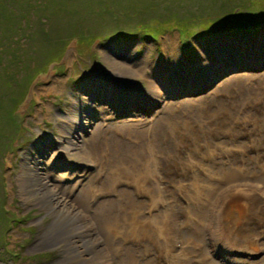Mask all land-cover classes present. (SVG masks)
Segmentation results:
<instances>
[{
    "label": "rangeland",
    "instance_id": "1",
    "mask_svg": "<svg viewBox=\"0 0 264 264\" xmlns=\"http://www.w3.org/2000/svg\"><path fill=\"white\" fill-rule=\"evenodd\" d=\"M222 3V0H182L173 4L169 0L163 5L166 8L161 16L150 9L138 11L134 4L126 6L130 14L121 20L111 15L105 18L90 16L88 27L98 30L102 36L135 32L145 24H158L170 10L178 15L177 22L186 25L188 33L181 35L173 26L167 27L155 40L142 35L131 39L124 34L106 41L99 37L91 47L98 55L96 59L86 50L80 54L75 39L50 64L44 54L48 52L45 42L44 46L40 42L35 51V45L21 47L26 49L27 61L47 63V66L32 81L13 116L8 119L5 108H0V264H86L76 261L74 256H66L63 242L51 245L40 242L55 217L42 194L35 190L40 189L41 181L60 186L61 193L66 195L70 189H75L71 200L82 189L98 191L115 159L136 164L143 155L152 171L149 156L145 155L149 152L148 141L153 137L167 157L163 160L164 185L168 189L176 188L177 178L184 180L178 203L174 204L179 223L184 222L185 227V237L178 239L181 246H177V255L182 257L176 255V258L183 260V264H264V212L261 214L254 207L250 210L252 214L240 215L233 210L220 220L216 213L208 210L214 196L208 193L209 185L204 178L210 177L215 183L225 172L238 171L240 165L247 168L248 175L243 177L251 183V188L263 186L257 188L260 196L255 197L264 201V0ZM235 3L248 6V9L240 8V12L249 13L238 17L247 18L246 22L242 26L232 24L229 27L218 23V20L235 18L239 11ZM49 24L54 34L66 20L64 23L52 20ZM14 47H18L17 43ZM32 47V51L29 50ZM126 67L132 68L134 73L124 71ZM150 82L164 90V105H149L162 100L152 92ZM14 91L16 95L19 93V89ZM120 91L125 97L118 101ZM6 93L9 94L7 87L0 85V94L7 98ZM243 102L247 108H243ZM240 110L247 117L242 127L235 124L243 119L238 114ZM155 114L158 118L153 117ZM70 115L71 120L67 117ZM225 129L231 130L233 138L237 137L238 144L243 147L241 152L245 150L244 159L236 147L224 145L230 141L220 140ZM83 137H87L86 145L95 161L90 165L86 164L88 159L69 155L59 147L58 140H73L75 144L82 141L80 144H83ZM220 146L219 156L214 151ZM104 154L108 157L104 163L107 171L98 172L95 165ZM211 154L217 158L214 170L211 163H198ZM197 163L210 171L208 175L200 176L204 171ZM28 169L33 174L31 179L36 176L34 191L23 184L28 179ZM86 169L94 171L86 175ZM98 177L99 181L94 182ZM134 179L129 180L128 189H122L128 190L130 200L139 202L141 213L148 217V205L155 199L140 193L144 190L142 181L137 183ZM255 182H259L257 186ZM118 192V199L111 196L106 202L108 205L126 203L125 193ZM97 203L91 205L87 222H92L91 214ZM108 211H111L110 216L120 213V209L112 206ZM217 220H220L217 225L225 224L230 228L231 221L232 224L239 222L241 225L235 231L239 240L227 236L216 239L210 235L205 224ZM170 228L168 237L173 239L175 224L173 227L170 224ZM107 230L112 264H120L127 254L135 257L137 264H165L157 252L156 244L161 246L162 243L160 239L136 238L142 237L137 234L124 237V230L118 225ZM252 234L257 238L254 241L259 244V254L256 255L253 244L246 245L244 251L254 255L240 253L237 246L248 241Z\"/></svg>",
    "mask_w": 264,
    "mask_h": 264
},
{
    "label": "bare ground",
    "instance_id": "2",
    "mask_svg": "<svg viewBox=\"0 0 264 264\" xmlns=\"http://www.w3.org/2000/svg\"><path fill=\"white\" fill-rule=\"evenodd\" d=\"M124 71L128 72L129 74L134 73L132 68H128V67H126ZM149 85H150V88L152 89V92H155L158 97L161 96L162 98L161 101L156 102L155 104H149V105L151 106L164 105L166 103L165 102V92L162 89V87L160 85H156L154 82H150ZM124 97L125 96L122 93V91H120V93L117 94L118 101L124 100ZM242 106L243 108H247L245 102H243ZM238 114L243 116V119L241 121L236 122L235 124L240 125L242 127L243 122L247 120V117L244 116L241 110L238 112ZM72 115L67 116V117L70 118L71 120L73 119ZM153 117L158 118L156 114ZM204 122H205V119H204ZM204 122L202 123L204 124ZM211 123L209 122V124ZM246 123L247 122H245L244 124L246 125ZM213 134H214V131H213ZM219 138L221 141H225V140L230 141L229 143L224 144V145H228L231 148L236 147L237 151H239V153L242 154L241 155L242 157L241 156L240 157L244 159L245 150L241 152L242 150L240 149H243V147H241L238 144L237 142L238 140L236 136L235 138H233L231 130L225 129L224 134L221 135ZM86 141H87V137H83V144H80L82 141L78 144H75L73 140H66V142H63V141L60 142V140H58L60 149H62L69 155L77 154L78 156L81 157V159H84L85 161L86 159H88L86 161V164L90 165L91 163H95V161L93 160L91 156L92 151L86 145ZM156 141H157L156 137H153L152 140L148 141L149 143L148 151L149 152H147V154L145 155V156H149V161H151L152 163V169H153L152 171H150V168H148L149 163L148 161H146L143 155L140 157V159L138 160V163L136 164L126 162L122 159H119V160L115 159L113 164L111 165L112 169L109 170V172L107 173V175L103 178L101 182V185H100L101 189H99L98 191L82 189L80 190V193H83V194L82 195H79L80 193L76 194V196L73 197L74 198L73 200H71L72 199L71 195L74 194L75 189H70L68 191V194L66 195V194L61 193L60 186L50 185V184L48 185L47 184L48 182L46 183L45 181H41L42 186L39 185L40 189L35 190L36 188L34 187L36 186V182L34 181V178L36 176L32 177L31 179V175L33 176V174L31 173V169H28V171L26 172V176L28 179L25 181V183H23L24 186H27L30 189L32 188L33 191L35 190L37 194H42V199L47 201V203L49 204V209L52 215L55 217V221L50 226V229L48 228V230H46L47 234L44 235V239H41L40 242L46 245L62 244L63 242V244L66 247L65 248L66 256H74L76 261L79 260L86 264H112L110 260V256L112 257L110 253L112 251L110 248H108L110 236L108 235L107 228H112L113 226L118 225L119 228L124 230V233H125L124 237H130L131 235L133 237L134 235L137 234L138 236H142V237H136V238H141V239L148 238V240H150L149 238H152L153 236L154 238L158 240L160 239L162 242L161 246L158 244H156V246H158L157 252L161 256L162 261H164L165 264H183L184 263L182 262L183 260H179L180 258H176V255L179 251L177 249L176 244L178 242V239H181L182 236L185 237V233L183 231L185 227H184V222L181 224L179 223L178 214L175 213V209H174V204L177 205L178 200H179L178 199L180 196L179 193H182L181 187H182L183 179L180 180L179 178H177L176 188L169 187L168 189L164 185L165 183L164 174H165L166 169L164 167L163 160H165L167 157L165 154H162V152L160 151V148L158 147V141L157 143ZM210 144L211 143L207 142L208 147H211ZM232 144H235V145L232 146ZM75 145H78V146L76 147ZM83 145L85 146L84 148L82 147ZM221 146L214 151V152H217V155L219 156L221 155V151H220ZM77 148H79L78 151H77ZM81 148L83 149L81 150ZM194 156L195 155H193V160H195ZM211 156L202 157L201 162H198V163H202V164L211 163L212 169H213L214 162L217 160V158L215 155L213 156L211 154ZM107 160H108V157L105 154L101 156L100 162L95 165V168L97 167L96 170H98V172L107 171L106 169L107 166L104 165L105 161ZM87 165L86 167H88ZM81 167L82 169H84L83 165ZM94 170L86 169L84 170V172L86 175H88ZM202 171H204V173L200 174V176L208 175V173L210 172L205 167H203ZM211 175H214V171H212ZM246 175H248L246 166L240 165L238 171L236 169V170H231V172H228V173L225 172V175H223L221 179H216L217 181L215 183L213 182L214 180L212 181L210 179V177L204 178L205 182L209 185L208 193L214 196V200H213L214 202L212 205L210 204L211 206L208 209L209 212L216 213L220 220L224 217L223 216L224 214L231 213L233 210H237V212L240 213L241 215L243 213L246 214V212L251 213L250 210L256 207L257 211H259L260 213L261 212L263 213L264 212V201L258 200L257 197H255V195L260 196V193H258V190L256 187L251 188V183L247 182V180H244L245 177L243 176H246ZM131 178L133 179L135 178L134 181L137 180L138 181L137 183H140L139 181H142L140 184L144 186V190H140V193H142L146 197L149 196V198L155 199V200H152L154 201V202H151L153 203L152 205H148V209H147L148 217L144 216L141 213L140 211L141 205L138 204L139 202L135 203V200H133L132 198L130 200L129 192L126 189H128V184H130L129 180ZM98 181H99V177L95 178L94 182H98ZM30 182L32 183L28 184ZM258 183L259 182H255L256 186ZM262 183L264 184L263 181ZM223 184H226V185L219 186ZM122 188H126V189H122ZM178 189H180L179 190L180 192L178 191ZM118 190L125 193L126 203L119 204V206L108 205L106 202H109V198L111 196L113 199H116V200L118 199L119 197ZM200 197L201 196L199 195V198ZM147 201H148V198H147ZM69 202H75V204L72 205ZM96 202H98L97 203L98 205L96 204L97 207L95 208L94 211L92 210L93 212L91 214L93 216V220L91 223L87 222V219L90 216V212L92 209L91 205ZM111 206L120 209V213L113 214V216H110L111 211H108V210ZM162 209L164 210V213L162 212ZM204 217L202 218L204 219ZM219 221L217 220L216 223L205 224V227H208V229H210V232H211L210 235L213 234L216 239L227 236L228 238L233 239L235 241L239 240L235 232L236 229L240 227L239 225H241L239 222L238 224H235L234 222L232 224V221H231L230 225L232 228H230L225 224L217 225ZM226 223L228 224V221ZM170 224H172V227L175 224V227H176V229L173 228L172 230L174 233L173 239L172 238L169 239L168 237L169 232L171 230ZM96 226L98 227V229L95 228ZM96 230H97V233L102 235L104 238L99 237L96 233ZM101 230H107V231L101 232ZM145 232H147L148 234H146ZM103 233H105L107 236H104ZM184 237L182 238V240L184 239ZM254 240H255V235L252 234L248 241H244L241 244L235 242V244H239L236 249H238L240 253H244V254H247L248 256H251V255H254V253L248 254L247 252L244 251V247L246 245L253 244V246L256 247L257 249V250L254 249L257 255L260 252V248H259V244H257ZM187 241L188 240L186 239V243ZM181 253L182 252L180 251L179 254ZM164 257H166L168 261L167 263ZM174 258H176V260ZM120 264H137V259L135 257H132L130 254H127L126 258H124ZM144 264H147V263H144Z\"/></svg>",
    "mask_w": 264,
    "mask_h": 264
},
{
    "label": "trees",
    "instance_id": "3",
    "mask_svg": "<svg viewBox=\"0 0 264 264\" xmlns=\"http://www.w3.org/2000/svg\"><path fill=\"white\" fill-rule=\"evenodd\" d=\"M133 1L135 0H0V85H5L9 92V94L6 93L7 98L0 94V108H5L7 118L13 116L17 107L24 101L32 81L39 73L45 71L47 66V63L41 65L35 60L27 61L26 49L21 48L24 44L35 45V48L29 49L31 51L33 48L35 51L37 45L44 46L46 44L45 49L48 52L46 51L44 54L50 59L48 61L50 64L51 61L59 58L68 43L74 39L77 41L80 54L86 50L92 58L96 59L98 55L92 52L91 47L99 37H103L106 41L124 34L123 36L131 39L142 35L155 40L167 27L173 26L180 30L181 35H188L186 25L183 22H177L178 15L170 10L165 14V17H161L164 19H160L158 24L152 26L145 24L135 32H118L113 35L102 34L100 36L101 33L98 30L92 31L88 27V19L95 15L102 18L111 15L116 20L128 17L130 9L126 6L131 4H134L133 6H136L134 8H138V11L150 9L161 16L162 11L166 8L163 5L169 0H166L165 3L164 0H142L143 2L136 4ZM170 1L175 4L182 0ZM222 2L224 5L234 3L235 0H222ZM235 4L239 5V11L235 13V18L218 20V23H224L229 27L232 24L242 26L246 22L247 18L238 17L249 13L248 11L240 12V8L248 9V6ZM114 5L116 8L118 5L119 9H116ZM52 20L60 23H64L66 20V24L58 27L59 30L52 34L49 28V21L52 22ZM66 25L68 28H65ZM61 30L62 32H60ZM14 43H17L18 47H14ZM14 89H19L17 95Z\"/></svg>",
    "mask_w": 264,
    "mask_h": 264
}]
</instances>
